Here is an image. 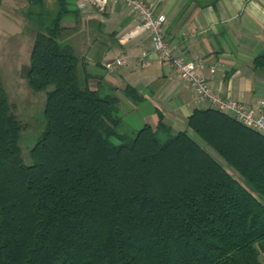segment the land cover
<instances>
[{
  "label": "trees",
  "instance_id": "16d2710c",
  "mask_svg": "<svg viewBox=\"0 0 264 264\" xmlns=\"http://www.w3.org/2000/svg\"><path fill=\"white\" fill-rule=\"evenodd\" d=\"M215 1L185 0L179 13ZM46 5L28 0L22 13L35 32L24 75L46 90L30 163L0 85V264H264V134L212 105L188 115L238 178L162 114L123 131L118 96L85 83L60 40L75 11ZM253 67L264 73V50Z\"/></svg>",
  "mask_w": 264,
  "mask_h": 264
},
{
  "label": "crops",
  "instance_id": "0c3cea01",
  "mask_svg": "<svg viewBox=\"0 0 264 264\" xmlns=\"http://www.w3.org/2000/svg\"><path fill=\"white\" fill-rule=\"evenodd\" d=\"M76 2L65 0V6L75 11V15H65V39L80 58L83 81L118 96L123 131L131 134V113L148 112L140 119L152 126L162 114L173 130H181L195 107L211 106L192 100L190 84L166 59L159 58L149 33L130 7L109 0L102 6L91 3L79 8ZM184 3L163 0L157 5L166 15L165 38L173 54L201 58L205 63L201 72L214 90L241 99L256 111L264 98V73L253 67V58L264 50V0H216L201 7L190 5L179 13ZM2 4L0 0L4 17ZM3 31L0 26V39ZM116 57H123L124 62L106 69L103 64ZM126 84L142 98L127 96Z\"/></svg>",
  "mask_w": 264,
  "mask_h": 264
},
{
  "label": "rangeland",
  "instance_id": "374dc122",
  "mask_svg": "<svg viewBox=\"0 0 264 264\" xmlns=\"http://www.w3.org/2000/svg\"><path fill=\"white\" fill-rule=\"evenodd\" d=\"M52 0H46L47 7H53ZM4 17L0 13V26L3 28L0 39V85L4 88L9 109L22 124L18 143L21 156L26 163L31 162L29 150L37 137L44 130L45 118L43 113L46 90H32L25 78L29 64V54L34 39V31L29 29L23 17L28 0H2ZM15 8V10H13ZM21 11V12H20ZM20 12V13H19ZM72 17V16H71ZM64 26L60 40L65 41V17L61 21ZM74 51H76L74 49ZM51 86L47 87L49 89ZM204 103V102H203ZM148 112L135 115L129 114V132L134 133L144 120L140 118ZM154 123V122H153ZM155 126V123L153 124ZM187 132L199 142L214 158L226 167L234 176H240L214 151L206 145L191 129Z\"/></svg>",
  "mask_w": 264,
  "mask_h": 264
},
{
  "label": "built area",
  "instance_id": "2783aa9c",
  "mask_svg": "<svg viewBox=\"0 0 264 264\" xmlns=\"http://www.w3.org/2000/svg\"><path fill=\"white\" fill-rule=\"evenodd\" d=\"M109 0H77L79 8L87 4L104 5ZM130 7L141 21V26L150 35L160 59H166L175 72L191 86V98L196 103L209 102L210 105L219 110L227 111L237 118L242 124L249 126L264 134V98L259 100L256 111L247 107L238 98L223 96L219 91L214 90L201 70L205 63L201 58H188L180 54H173L172 44L165 38L166 15L157 9L159 2L163 0H115ZM145 51L142 52V55ZM124 62L123 57H116L107 61L104 67L112 70L116 65ZM214 70V66H210Z\"/></svg>",
  "mask_w": 264,
  "mask_h": 264
}]
</instances>
